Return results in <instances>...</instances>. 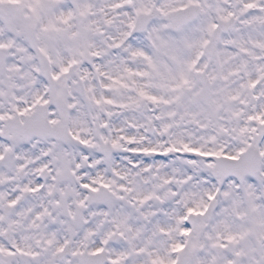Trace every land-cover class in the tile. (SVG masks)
Segmentation results:
<instances>
[{"label":"snow or ice","instance_id":"snow-or-ice-1","mask_svg":"<svg viewBox=\"0 0 264 264\" xmlns=\"http://www.w3.org/2000/svg\"><path fill=\"white\" fill-rule=\"evenodd\" d=\"M0 264H264V0H0Z\"/></svg>","mask_w":264,"mask_h":264}]
</instances>
